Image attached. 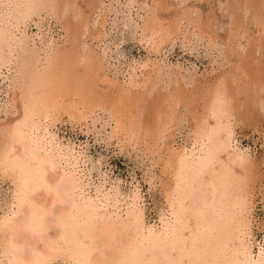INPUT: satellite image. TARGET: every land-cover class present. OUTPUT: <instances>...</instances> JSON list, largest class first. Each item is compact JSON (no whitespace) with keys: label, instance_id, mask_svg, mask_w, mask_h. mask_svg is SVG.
<instances>
[{"label":"rangeland","instance_id":"374dc122","mask_svg":"<svg viewBox=\"0 0 264 264\" xmlns=\"http://www.w3.org/2000/svg\"><path fill=\"white\" fill-rule=\"evenodd\" d=\"M56 1L52 5L53 8L51 9V12H48L46 9L45 11L39 13L36 16L32 15L30 19H27L28 22L27 21H26L27 23L24 22V25L18 27V30H16L17 32L14 31V33L16 32V35L19 34L18 31H22L23 34L26 33L24 34V36L25 38L27 36L26 40L29 41L28 43L31 42H33V44L35 43V45L39 49H41V51L47 49L46 52L48 54H50L51 52L56 53L57 50L64 48L68 52L73 53L71 50L75 47H76L75 51L81 49L82 51H84L85 53L87 52L88 54L90 52L92 54V50H93L94 54L92 55L95 57L97 64H99L100 67V69L98 68L99 69L98 76L100 78L103 77L104 75L106 76L105 82L97 81L96 83V88L99 94L101 93L100 94L102 95L101 97L104 98L103 102L106 104L105 109L108 110L107 105L111 102V100H113V98L115 99L117 98V96L119 97L120 94L121 96H123L125 93L128 96V98L134 100L132 107H133V111L136 113L132 111L133 114L131 115L132 116L131 120L135 121L139 125L138 128L142 127L141 126L142 123L147 125L146 129L148 131L145 133L149 135L146 134L143 135L144 133L142 130L138 129L139 131H141L138 132L137 129L133 128L134 131L135 130L137 131L135 132V137H134L135 140H132L130 142L126 140L127 138L125 136H122V133L119 129H118L119 131L117 130L119 133L117 132L116 134H114L112 132L115 126L114 124H112L113 122L107 116V113L96 111L91 116V119L88 120L87 123L88 127H87L86 125L80 126L77 120L71 118L68 114L67 115L63 114L66 113L63 110L57 109L55 110V113L51 114L53 116L50 115L54 121L51 119L50 116L46 117V119L45 118H42L40 120L35 119L33 124L34 125L33 133H32L33 135L31 134V138L33 136L32 140H35L37 143H40V145L43 146V148L45 146L44 148L45 150L57 151V152L54 151L53 152L55 154L57 153L56 155L58 156L60 166L58 170L55 171L56 174H54L53 170L46 171L44 173V180L47 183H49L51 186H53L54 178L60 176L61 171H64L65 173L71 175L72 177H75L76 191L78 189L77 195L78 198L80 199V204L82 205V208L84 206L83 211L86 214H89L90 222H95V223L107 222L111 224V226L115 224L113 226V229L117 231L116 232L117 237L119 236V239H121L120 241H122L121 242L122 245L126 247V245L128 246L131 243L127 249L129 251L128 252L124 247L118 249L121 243H119V241L116 242L117 241L116 238H115L116 241L115 239L111 240L110 241L111 244L109 242L108 251L112 256L111 255L109 256L111 258L109 260L110 262L108 261V264H119L120 263L119 261H121L120 264H131L129 262L130 259L128 258L129 256L128 254L130 253L131 255L129 257H131L132 256L131 252H134V248L140 247V249L137 250L143 249L142 251H144V249L145 251L148 249H155V248L158 249L163 244H166L165 242H170V241L172 242L173 238H175L176 236L175 235L176 227L178 228L182 227L176 222V216H175L176 205L174 206V204H176L178 201L177 198L178 191L180 190V189L178 190V188H181L180 186H182V184L184 183L181 179L182 172L180 173L178 171H180V169L181 171H183L184 168H186L185 166H187V164L188 166L191 165L194 168L195 167L194 165L198 161H201L203 159L202 160L203 165L197 166L198 168L201 167L199 168L201 170L198 171L197 169V174H196L198 176V179L202 180L203 178H205V176L207 177L209 174L215 175L217 173L216 171L219 168L218 165L219 164L221 165V163L223 162L224 165L227 157L229 158L236 157L237 165L236 164L234 165L236 169L233 166H232L233 168L229 167L230 169H232L230 170V172L232 171L230 175L232 173L234 174L230 176L232 179L224 178L223 181L222 178L221 179L222 182L220 183H222L223 185L225 184L224 186H227L228 189H231L232 193L234 192L233 194H235L236 192V194L239 195V198L241 197L240 206H242V208L245 211L247 212L250 211V207H251L250 201H252L253 210H251V213L253 215H251V217L252 216L253 217L250 218V220L252 219L251 223L254 225L252 226V235H251L252 236L251 241L255 239L254 241H252L254 242L253 245L254 248H252L253 250L251 251V253L252 252L253 253L251 254V256H249L248 254L247 256H245L246 253H241L240 255L241 258H243L242 260L243 261L245 260L244 262L246 264H250L251 262L252 264H254V261L259 258V250L260 249L264 250L263 248L264 246V115H263L264 112L260 114L261 110L264 111L263 110L264 109V99H263L264 77H262L264 75L262 74L264 73V69H263L264 68V31L262 32L263 34L260 33L262 31L261 30L262 28L260 27V24L257 21H255L257 20V18L256 16L254 17L253 9L251 8V6L249 4L247 5V2L244 0H229V1L228 0L227 1L226 0H157V1L132 0L131 3H129L128 0H100V1L87 0V1H92L91 3L87 2L86 0H77V1L56 0ZM240 1H243L244 4L246 2V5H244L243 2ZM92 3H94L95 5ZM136 3L139 5H137ZM242 4L245 6V8L244 6L242 7ZM246 6H248V8ZM137 8L141 12H138ZM57 9L59 10L57 11ZM78 11L79 12L81 11V14L83 13L84 18L82 17V19L85 20L88 19V22L83 32L73 35L72 31L70 29L69 30L67 29L68 27H70V25H74V24L76 25V23H74L73 14L77 13ZM154 11L157 12L160 11V12H158L159 14L157 15V13H155ZM180 12L184 13L186 19L184 18L183 15L179 17L181 21L180 19L175 17L176 13H180ZM71 13L72 15L70 16ZM137 13L140 15H138ZM250 14L251 15L253 14L252 17ZM146 17L152 19L154 24H156L154 27V31L156 30V32L154 33L152 38L155 45L154 44L150 45L152 48H150L149 45H146V43L143 42L142 39V38L146 39V37L149 38L152 35L151 31L142 29V21H143L142 19H147ZM138 19H140V21ZM241 19L242 21H240ZM71 20H73V22ZM178 21H180V23L178 26V31H176L175 26L176 23H178ZM166 22L168 23V25L170 23L167 32L164 31L168 26L166 25L167 24ZM237 22L238 24L240 22V24L243 25H238ZM135 24L138 25L139 27L135 26ZM164 24L166 25V27L164 26ZM160 25H162V28ZM170 26L171 28L174 29L171 30ZM236 26L237 28L239 26V28L236 29ZM259 27L261 29H259ZM141 30L144 34L139 32ZM170 32L172 33V35L174 34L176 35L172 36ZM233 32H235V34ZM87 33L90 36H88ZM167 33L169 34L168 36ZM78 37H80L79 39L81 38L83 39L79 40ZM194 37L196 38V40ZM209 38H212L210 40L213 41L211 42ZM227 39H229V42L231 43H229ZM255 39L258 42L255 41ZM67 40L69 41L66 42ZM160 40L162 41L160 42ZM62 41H64L65 43ZM67 44H71V45H67ZM236 44L242 45V48H240L241 47L240 45H239L240 47L236 46ZM245 44L247 46H245ZM30 45H32V43ZM230 46L233 48V50L230 48ZM243 46L246 47L244 48V50H243ZM49 49L50 51H48ZM241 50L243 53L241 52ZM240 62L244 65L240 64ZM256 64H258L257 67ZM237 66L241 69L240 70L238 68L236 69ZM249 66L253 68L254 71ZM141 70H143V72ZM156 72L159 73L157 74ZM235 72H236V77L238 78L233 77L231 75L234 74ZM245 72L247 75L249 74L248 77L245 74ZM251 72L255 73L256 75L252 74ZM10 73H11V66L9 65L7 68H4L2 72L3 74L2 76L6 78V76L8 77L10 75ZM101 73L102 75H100ZM257 73L260 75H257ZM133 74L136 76H134ZM239 76L241 77V79ZM255 77L257 78V80ZM223 78L226 80L227 83L228 80L231 81L230 85L235 84L234 86L235 88H233V86H228L227 84L225 85L224 84L225 81ZM230 79H233L234 81ZM243 79L245 83L243 82ZM6 80L7 79L3 80L2 78H0V124H4V125H6L7 123L12 124V122L15 121L19 115L18 104H17V111L15 113L8 112V109L5 106L7 102L5 91H6V87L8 86V80L7 81ZM254 81L262 82V83L258 84L255 83ZM237 82L238 84L236 85ZM119 83L120 85L121 84L123 85V87L121 86L122 88L120 87ZM126 83H128V85ZM215 84H217L218 86H216ZM243 85L246 88L253 87V89L256 88V90H258L256 99L259 98V103H257L258 100H256L255 98L253 102V99L251 100L250 96L248 95L246 96L247 93H251L252 91H247V89ZM204 86H206V88L209 87L208 89H212L214 87L215 95L208 99L207 96H205L208 91H205L206 89L204 88ZM154 87L156 88L153 89ZM181 87L184 91H186L188 95L191 94L192 92H194L192 93L194 97L198 95L195 97L196 101L195 98L193 99V102L195 101L194 104L195 109L194 107L190 108L192 107L190 106V104L188 106L182 104L183 107L182 105L178 106V107L181 106L180 107L181 109L178 107H177L178 109L175 108L176 111H174V114L171 115L172 117L170 115H166V117L165 116L161 117L162 119L159 118L158 116L160 115V113L158 114V112H161L162 109L165 108L164 105H166V103L160 101L161 99L159 95H164L166 93H169L171 90H173V88L177 89ZM229 87L233 88V90L236 89L237 91L235 90L232 92V89L230 90ZM138 88L139 90H137ZM124 89H126V92ZM239 89L243 91L240 93L238 91ZM99 90H101V92ZM225 91L230 98L232 97L234 98V100L238 99V102L237 101L233 102L235 105H239L240 108L242 105L243 107L246 106L244 107L245 109L250 107L247 110L251 109L252 111H247L243 109V107L242 110H240L238 108L239 106H236L237 108L235 109L234 108L235 105L232 103V101L234 100L232 98L231 99L228 98V96L225 94ZM244 91L246 92V94H244ZM221 92L222 94H220ZM259 92L262 93V95ZM116 93L119 94L117 95ZM147 93L150 96L147 95ZM155 95L158 97V99ZM225 95L226 98L224 97ZM144 96L146 98L148 97V99H146ZM154 96L156 99L154 98ZM143 97L144 99H140ZM105 98H107V100ZM239 98L241 100H239ZM199 99L202 100L203 102L200 101ZM247 99L250 101V103L249 101L247 102ZM226 101L227 102L230 101L228 102L229 104H227ZM207 102H209L208 105L210 106L206 105ZM252 102L255 104L253 105ZM141 103L143 104L145 103V104L140 106ZM150 103L152 104V106L150 105ZM202 104H204V107ZM230 104L233 107L230 108ZM258 104L260 108L257 107ZM215 106L217 110L216 108H214ZM222 107L224 108L228 107L227 109L225 108L226 111H224L223 113L224 117L222 116L223 111L221 110L222 109L224 110V108ZM203 108L205 109L203 110ZM210 108L212 111L210 110L211 112L209 113L208 110ZM218 108H221L219 109L220 111L218 110ZM238 110L240 111V116H238L239 113ZM234 112H236V114ZM242 112L244 113L246 112V113L242 114ZM250 113L252 115L259 113L258 114L259 117L258 115H254L256 116L255 119V117L251 115L252 116L251 118ZM229 114L230 116L233 114V117L232 116L230 117ZM196 116L199 117L197 118ZM243 116L246 117V119ZM217 117L218 119L220 118L222 119V120L220 119L221 122H219ZM247 117L250 119H248ZM158 118L160 120H158ZM169 118L173 119L171 120L172 123ZM202 118H203L202 120L203 122L201 121ZM70 119L71 120L73 119L72 122ZM145 119L146 121L149 120L147 122L151 126L145 121ZM155 119H157L159 122ZM167 119L168 121H170V125L169 124L166 125ZM91 120L94 121V125L89 124L91 123ZM106 120L108 121L110 120V121L109 122L107 121L108 122L107 123ZM196 120L198 121V123L196 122ZM245 120L251 122L247 121L248 123H246ZM260 120L262 122H260ZM217 121L218 124L220 123L219 126L221 125L220 126L221 129L218 126V124L215 125ZM223 121L225 122V124ZM197 124L198 125L203 124V127H206L204 128V130L206 129L207 130L204 132L203 136L202 134L197 136L196 134ZM125 125H127V123H125ZM156 125L158 126L160 132L157 131L155 133L150 134L149 129H151V127L153 128L156 127ZM127 126H128L127 127L128 130H129V126L130 128H132V125L130 124H128ZM194 127L196 129H193ZM210 127L213 128L212 131L210 130ZM223 130L225 131L223 132ZM220 134L221 136L226 135L227 138H225L226 137L225 136L224 140L223 137L222 140H220L221 139L220 138L221 136H219ZM150 135H151V137H149L150 139L146 137ZM211 136H213V138ZM113 137H115L116 139ZM137 138L138 139L142 138V139L137 140ZM147 138L150 140V144L148 143L149 140ZM151 138L153 139L151 140ZM214 138L216 139L220 138V139L219 141L216 142V139L214 140ZM225 140H227L228 142L227 141L225 142ZM215 142H216L215 148L217 146V149L219 150H217L218 153L216 154L218 156H216V159L215 158L213 159L212 157H210V155L213 154L212 151L213 149H215L212 145L215 144ZM223 143H225V145L227 144V147L223 145ZM208 147L211 150L210 152ZM238 151L241 152V155ZM48 153L49 152H46V154ZM228 153L231 154L229 155ZM204 154L207 155L205 156ZM197 157L198 160H196ZM168 159L174 160L173 169L163 168L164 161ZM189 160H190V165H189ZM183 166L184 168H182ZM213 167L215 169H213ZM174 169L176 170V172H174ZM3 171L4 169L0 168V172L2 173ZM246 171H248V173H246ZM1 173H0V218L4 220L6 224H8L10 223V218L17 216L15 214L16 208L15 205L13 204L14 197L12 192L14 190V186L12 184L13 182L11 181V178L9 176L8 178L5 172L2 173L3 176L1 175ZM149 179L152 183L151 182L149 183ZM227 181L228 183H226ZM234 182L237 183L234 184ZM234 189L235 191H233ZM236 189L240 190L238 192L242 196L237 192ZM29 198L34 203H39V204L43 203L47 210H46L45 218L43 220V225L45 226V230L41 233H36V234L33 233V236H30L32 234L25 233L21 235L20 238L18 239L22 247L21 248L22 256L26 260H32L33 257L37 255L45 254L46 242L50 237L56 236L59 232V228L54 224V220L58 215V213L66 209L68 206L67 201H65L64 199H56L53 201L52 196L50 194L47 195L46 192H44V190H38L30 193ZM170 198L173 199V202L171 201ZM186 202L188 204H192L193 200H191L190 202V200L188 199L186 200ZM172 221L173 223H171ZM186 231L187 229L185 230V232ZM205 231L207 237L209 238L212 234L209 233L208 230ZM135 242H137L138 245H136L137 243ZM116 243H118L117 245L119 247L116 245ZM132 244L135 247L131 246ZM223 248L224 251L222 250L218 254L221 256L217 257L216 259L217 262L219 261V263L222 264V262H225L224 261L225 259L227 261L229 257H231L232 260L236 259L235 256L238 254V252L236 254L235 247H233V250L235 249L233 252L231 248H229V246L227 247L225 245L223 246ZM222 252L225 254H222ZM120 253L122 255L127 254L126 256L124 255L126 258L122 256ZM119 255H121V257H123L126 261L122 260L123 258H121ZM222 255L224 256L223 258ZM243 255L245 256V258L247 257L248 262H246V259H244ZM232 256L234 258H232ZM66 261L64 262L58 261L54 264H76V262L74 263L72 259H66ZM229 261L231 262V260ZM0 264H7L5 257L1 255H0ZM86 264H91V262L89 261Z\"/></svg>","mask_w":264,"mask_h":264},{"label":"bare ground","instance_id":"6f19581e","mask_svg":"<svg viewBox=\"0 0 264 264\" xmlns=\"http://www.w3.org/2000/svg\"><path fill=\"white\" fill-rule=\"evenodd\" d=\"M55 1L56 0H0V78H2L3 80H5V79L8 80V86L6 87V91H5L6 97H7V102H6L5 106L7 107L8 112H14L15 113L17 111V104H18V111H19V115H18L17 119L15 121H13L12 124H8L7 122H6L7 123L6 125L0 124V168L4 169L3 172H5L7 177L9 176L11 178V181L13 182L12 183L14 186V190L12 192L13 197H14V203L13 204L15 205V208H16L15 214L17 215V216L10 218V223H8V224H6V222L0 218L1 219L0 220V255L5 257L7 264H54L58 261L64 262V261H66V259H72V261L74 263L76 262V264H86L89 261L91 262V264H108V261L111 258V257H109L111 254L108 251L109 250V242L115 238L117 239V241L115 239L116 242H118V241H119V243L122 242V241H120L121 239H119V236L117 237V233H116L117 231L115 229H113V226L115 224L111 226V224H109L107 222H101V223L90 222L89 214H86L83 211L84 206L82 208V205L80 204V199L78 198V195H77L78 189L76 191V179H75V177H72L71 175H68L64 171H61V175L54 178V185L53 186H51L49 183H47L44 180V173L46 171L53 170L54 174H56L55 171L58 170V168L60 166V162L58 160V156L56 155L57 153L56 154L54 153L57 151L53 150L54 151L53 152L51 150L52 148L50 149L51 151H47L44 149L45 146L43 148V146H41L40 143H37L35 140H32L33 136L31 138V134L33 133V127H34L33 124H34L35 119H37V120H40L42 118L46 119V117H49L52 113H55V110L61 109L64 112H66V113L62 112L63 114H65V115L68 114L71 118L77 120L79 122L80 126H85V125L87 126L88 120L91 119V116L96 111H101L102 113H107V116L113 122L112 124H114L115 127L113 128L112 132L114 134H116L120 130L122 133V136H125L127 138L126 140H128L130 142L132 140H135L134 139L135 132L138 129L142 130L144 133V134L143 133L142 134L145 135L146 134L145 132L148 131L146 129L147 125L142 123V125H141L142 127L138 128L139 125L135 121L131 120L132 119L131 115L133 114L132 113V111H133L132 106H133L134 100H131L130 98H128V96L125 93H124V95H126V96H124L123 94H122L123 96H121V94H120V96L123 98H121L120 96L119 97L117 96V98H115V99L113 98V100H111V102L108 101V102H110L107 105L108 110L105 109L106 104L103 102L104 98L101 97L102 96V95H100L101 93L99 94V92L96 88V83H97V81H101V82L104 81L105 82L106 76L104 75L101 78L98 76L100 67H99V64H97L95 57L92 55V54H94L93 50H92V54L90 51H89L90 53L88 54L87 52L85 53L81 49H78V51H75V48H76L75 47V48H73L74 51H73V49L71 50L73 53L68 52L64 48V49L57 50L56 53L51 52L50 54H48L46 52L47 49L44 51H41V49H39L35 45V43L33 44V42H31L32 45H30L31 43H28L29 41L26 40L27 36H26V38L24 36V34H26V33L23 34L22 31H18L19 34L16 35V32H17L16 30H18V27H20L21 25H24V22H26L27 19H30V17L32 15L36 16L39 13L45 11L46 9L48 12H51V9L53 8L52 5ZM128 1H129V3H131L132 0H128ZM244 1H246L247 5L249 4L251 6V8L253 9L254 17L256 16V18H257V20H255V21H257L260 24V27L262 29L260 27H259V29L262 30L260 32V33H262L264 31V0H244ZM87 2L91 3L92 1H87ZM152 2H154V1H152ZM240 2H243V1H240ZM246 2H245V4L243 2V4L246 5ZM92 4H94V3H92ZM243 4H242V7L244 6ZM137 5H139V4H137ZM237 5H238V3H237ZM145 7H146V5H145ZM246 7L248 8V6H246ZM244 8H245V6H244ZM58 10L59 9H57V11ZM52 12H53V10H52ZM138 12H141V11H139V9H138ZM154 12L157 13V15H158L159 14L158 12H160V11H158V12L154 11ZM58 13H60V12H58ZM71 15H72V13L70 14V16ZM138 15H140V14H138ZM181 15H183L184 18L186 19L184 13H181V12L176 13L175 17L180 19L179 17ZM252 15H251V17H252ZM82 17H83V13L81 14V11L80 12L78 11L77 13L73 14L74 23H76V25L73 23L74 25H70V27H68V29H67V30L70 29L72 31L73 35L83 32V30L87 26L88 19L85 20V19H82ZM242 18H243V16H242ZM138 20L140 21V19H138ZM142 20H143L142 21V29L151 31V34H152L149 38H147V37H146V39L142 38L143 42H145L146 45H149V46L153 45V44L155 45L152 38H153L154 33L156 32V30L154 31V27L156 24H154V22L150 18L142 19ZM71 21L73 22V20H71ZM156 21H157V19H156ZM180 21H181V19H180ZM180 21H178V23H176V26H175L176 31H178V26H179ZM240 21H242V19ZM165 24H164V26L166 27V25H168V23L166 25ZM237 24H238V22H237ZM62 25H63V23H62ZM169 25H170V23H169ZM169 25L167 26L166 30H164V31L167 32ZM238 25H243V24H240V22H239ZM135 26L139 27L136 24H135ZM160 26L162 28V25H160ZM206 27H207V25H206ZM238 28H239V26H238ZM238 28L236 26V29H238ZM170 29L173 30L174 28H171V26H170ZM139 30H140V28H139ZM160 30H163V29H160ZM14 31H16V32L14 33ZM139 32L143 33L142 30ZM160 32H162V31H160ZM173 32H175V31H173ZM235 32H233V33L235 34ZM168 35L169 34L167 33V36ZM171 35H172V33H171ZM175 35L176 34H174L172 36H175ZM64 36H66V35H64ZM88 36H90V35L88 34ZM172 36H171V38H172ZM197 36H198V34H197ZM80 37H78V39ZM84 38H85V36H84ZM171 38H170V40H171ZM82 39L83 38H81L79 40H82ZM210 39H212V38H209V40ZM195 40H196V38H195ZM227 40L229 42V39H227ZM232 40H233V38H232ZM68 41L69 40H67L66 42H68ZM156 41H158V40H156ZM161 41L162 40H160V42ZM255 41H257V40L255 39ZM62 42H64V41H62ZM70 42H71V40H70ZM224 42H225V40H224ZM229 43H231V42H229ZM238 43H240V42H238ZM67 45H71V44H67ZM239 45L240 44H236V46H239ZM240 46L239 47L242 48V45H240ZM245 46H247V45L245 44ZM59 48H60V46H59ZM150 48H152V47L150 46ZM230 48L233 50V48L231 46H230ZM244 48H246V47L243 46V50H244ZM50 49H51V47H50ZM50 49L48 51H50ZM241 52H242V50H241ZM240 64H242V63L240 62ZM240 64H239V66H240ZM9 65L11 66V73L8 77L6 76V78H5L2 76L3 75L2 72H3L4 68H7ZM242 65H244V64H242ZM248 65H249V63H248ZM257 66H258V64H256V67ZM237 68L239 70L241 69L238 66L236 67V69ZM251 69L253 70V68H251ZM141 71L143 72V70H141ZM246 72H245V74H246ZM228 73H230V72H228ZM252 74H255V73H252ZM262 74H264V73H262ZM100 75H102V73ZM131 75H132V73H131ZM147 75H148V73H147ZM231 75L233 77H236V72L234 74H231ZM248 75H247V77H248ZM257 75H260V74L257 73ZM134 76H136V75H134ZM256 77H258V76H256ZM262 77H264V75ZM236 78H238V77H236ZM240 79H241V77H240ZM247 79H249V78H247ZM252 79H253V77H252ZM230 80L234 81L233 79H230ZM256 80H257V78H256ZM109 81H111V80H109ZM129 81H130V79H129ZM133 81H135V80H133ZM224 81H225L224 82L225 85L227 84L228 86H233V88H235L234 87L235 84L230 85L231 81L228 80V83L226 82L225 79H224ZM238 82L236 83V85L238 84ZM243 82H244V79H243ZM254 82L258 83V84L262 83V82H257V81H254ZM254 82H253V84H254ZM233 83H235V82H233ZM126 84L128 85V83H126ZM126 84H124V85H126ZM218 84H220V83H218ZM119 85H120V83H119ZM215 85L218 86L217 84H215ZM121 86L123 87L122 84L120 85V87ZM157 86H158V84H157ZM110 87H111V85H110ZM124 87H126V86H124ZM211 87H212V85H211ZM118 88H119V86H118ZM155 88L156 87H154L153 89H155ZM204 88L206 89L205 91H208L206 93V95L204 94L205 96H207L208 99L215 95V93H214L215 88L214 87L212 89H208L209 87L206 88V86H204ZM229 88H230V90L232 89V92L236 90V89L233 90V88H231V87H229ZM245 88H243V89H245ZM98 89H99V87H98ZM116 89H117V87H116ZM216 89H217V87H216ZM237 89H238V87H237ZM246 89H247V91H252V92L246 94V92L244 91V94H246V96L247 95L250 96L251 100L253 99V102H254V98L256 99L257 94H258V90H256V88L253 89V87L252 88L248 87ZM124 90L126 92V89H124ZM137 90H139V88ZM2 91H4V90H2ZM99 91L101 92V90H99ZM238 91L241 93L243 90L241 91L239 89ZM197 92H198V90H197ZM151 93H153V92H151ZM192 93H194V92H192ZM192 93L188 95L186 93V91H184L181 87V88H177V89L173 88V90H171L169 93H166L164 95H159V97L161 99L160 101L163 103H166V105H164L165 108L162 109L161 112L157 111L158 114L160 113V115L158 117L161 118L163 116L166 117V115H170V116L173 115L174 111H176L175 108H177L179 105H182V104H185L187 106L190 104V106H192L190 108H193L195 101H196L195 97L198 95L195 94L196 96L194 97V95H192ZM252 93H254V94H252ZM116 94L118 95L119 93H116ZM134 94H135V92H134ZM220 94H222V92ZM225 94L227 95L226 91H225ZM260 94L262 95V93H260ZM103 95H105V94H103ZM142 95H140V96H142ZM147 95H149V94L147 93ZM157 95H158V93H157ZM226 95L224 96L225 98H226ZM155 96H154V98H155ZM246 96H245V99H246ZM263 96H264V94H263ZM144 97L140 98V99H144ZM243 97H244V95H243ZM154 98H153V100H154ZM194 98H195V101L193 102ZM228 98H230V97L228 96ZM247 98H249V97H247ZM105 99L107 100V98H105ZM146 99H148V97ZM157 99H158V97H157ZM208 99H207V101H208ZM232 99L234 100V98H232ZM263 99H261V100H263ZM239 100H241V99L239 98ZM256 100H258L257 103H259V98ZM200 101H202V100H200ZM235 101L238 102V99L232 101V103ZM248 101L249 100L247 99V102ZM205 102H206V100H205ZM214 102H216V101H214ZM228 102H230V101H228ZM228 102H227V104H229ZM208 103L209 102H207L206 105H208ZM249 103H250V101H249ZM249 103H247V104H249ZM144 104L141 103L140 106H142ZM213 104H215V103H213ZM237 104H239V103H237ZM254 104L255 103H253V105ZM150 105L152 106L151 103H150ZM202 105L204 107V104H202ZM5 106H4V108H5ZM208 106H210V105H208ZM208 106H206V107H208ZM225 106H227V105H225ZM236 106H239V105H235V107H234L235 109L237 108ZM180 107H178V108H180ZM182 107H183V105H182ZM196 107H197V105H196ZM231 107H233V106H231V104H230V108ZM242 107H243V105L241 106V108H240V106L238 108L240 110H242ZM244 107H246V106H244ZM244 107H243V109H245ZM257 107H259V104L257 105ZM257 107H256V109H257ZM154 108H155V106H154ZM201 108H202V106H201ZM214 108H216V106ZM222 108H224V107H222ZM225 108H224V110L223 109L221 110V111H223L222 116H223L224 111H226V109L228 107L226 109ZM248 108H250V107H248ZM248 108H246L245 110H247ZM141 109H142V107H141ZM194 109H195V107H194ZM204 109L205 108H203V110ZM219 109H221V108H218V110ZM184 110H186V109H184ZM210 110H211V108L208 110L209 113L212 111V110L211 111ZM216 110H217V108H216ZM194 111H196V110H194ZM233 111H234V109H233ZM247 111H252V110L249 109ZM232 112H230V113H232ZM262 112H264V111L261 110L260 114H262ZM134 113H136V112H134ZM234 113L236 114V112H234ZM243 113L244 112H242V114ZM251 113H250L251 118H252V116L259 114V113L258 114L256 113V114L252 115ZM59 114H60V112H59ZM233 114L231 115L232 117H233ZM56 115H58V114H56ZM201 115H202V112H201ZM51 116H53V115H51ZM229 116H230V114H229ZM238 116H240V111L238 113ZM254 117L256 119V116H254ZM258 117H259V115H258ZM159 118H158V120H160ZM244 118L246 119V117H244ZM51 119H52V117H51ZM51 119H50V121H51ZM57 119H58V116H57ZM68 119H69V117H68ZM152 119H154V118H152ZM169 119H170V121L173 120L172 118H169ZM217 119H218V117H217ZM220 119H218L219 122H221ZM248 119H250V118H248ZM72 120H71V122H72ZM155 120H157V119H155ZM202 120H203V118L201 119V121ZM241 120H242V118H241ZM46 121H49V120H46ZM107 121L108 120H106V122ZM145 121H146V119H145ZM147 121H149V120H147ZM170 121H168V119H167L166 125L167 124L170 125ZM247 121H246V123L251 122L252 119H251V121H248V122ZM161 122H162V120H161ZM196 122L198 123L197 120H196ZM260 122H262V121L260 120ZM260 122H258V123H260ZM125 123H127V125L128 124L132 125V128H130V126H129V130H128L127 129L128 126L125 125ZM171 123H172V121H171ZM89 124L94 125V121L91 120V123H89ZM205 124H207V123H205ZM217 124H218V121L216 122L215 125H217ZM219 124H218V126H219ZM224 124H225V122H224ZM153 125H154V122H153ZM164 125H165V122H164ZM201 125L203 127V124H201ZM201 125L197 124V132H196L197 136L200 134H202V136H203L204 132L207 130V129L204 130V128H206V127L202 128ZM36 126H38V125H36ZM228 126H230V125H228ZM167 127H169V126H167ZM195 127H196V125H195ZM195 127L193 129H196ZM133 128L137 129V130L134 131ZM212 129L213 128L210 127L211 131H212ZM220 129H221V127H220ZM149 130H150L149 133L151 134V133H155V132L159 131V128L156 125V127H154V128L151 127V129H149ZM88 131H89V129H88ZM218 131H219V129H218ZM224 131L225 130H223V132ZM228 131H230V130H228ZM138 132H141V131L138 130ZM119 135H121V134H119ZM146 135H149V134H146ZM108 136H109V134H108ZM219 136H221V134ZM225 136H221L220 137L221 139L220 138L219 139L222 140V137H223V140H224L225 138H227V136L226 137ZM115 137H116V135H115ZM115 137H113V138H115ZM146 137L149 138V137H151V135L146 136ZM207 137H208V135H207ZM211 137L213 138V136H211ZM212 138H211V140H212ZM139 139H142V138H139ZM139 139L137 138V140H139ZM152 139L153 138H151V140ZM207 139H209V138H207ZM215 139L216 138H214V140ZM219 139H216V142L219 141ZM226 141L227 140H225V142ZM216 142H215V144H212L214 148H215ZM220 142H222V141H220ZM146 143H147V141H146ZM148 143L150 144V140ZM211 143H212V141H211ZM130 145H132V144H130ZM223 145H225V143H223ZM225 146L227 147V144ZM56 148H57V146H56ZM59 149H58V152H59ZM217 150H219V149H217V146H216V148L213 149V151H212L213 154L210 155V157H212L213 159L214 158L216 159V156H218V155H216L218 153ZM210 151L211 150L209 148V152ZM234 151H236V150H234ZM46 152H49V153L46 154ZM201 152H202V150H201ZM171 153H173V152H171ZM234 153H236V152H234ZM239 153L241 155V152H239ZM58 155H59V153H58ZM190 158H191V156H190ZM199 158H201V157H199ZM228 158L229 157L226 158V161L223 160V161H225L224 165H223L224 162L221 163V165L219 164L220 166L218 165L219 168L216 171L217 173L215 175L209 174L207 177L205 176V178H203L202 180H199L198 176L196 174H197V169H198V171L201 170V169H199L201 167L198 168L197 166L203 165L202 164L203 159L201 161H198L196 164L194 163L195 164L194 168H193V166L190 165V160H189L190 166H188V164H187V166H185V164H184V166L186 168H184V166H183L182 168H184V170L182 169L183 171H181V169H180V171H178L180 173L182 172L181 179L184 183L182 184V186H180L181 188H178V190L180 189L178 191V197L176 195V197L178 198V201L176 200L177 203L174 204V206L176 205V209H175L176 222H177V224L181 225L182 227L181 228L176 227V234H175L176 236H175V238H173L172 242L171 241L165 242L166 244H163L158 249H156V248L155 249H148L146 251L144 249V251H142L143 249L137 250V249H140L139 246H138L139 248H134V252H131L132 256L129 257L131 254L130 253L128 254L129 255L128 258L130 259L129 262L131 264H220L219 261L218 262L216 261V259H217V257L221 256L218 254H219V252H221L224 249L223 246H225V245L227 247L229 246V248H231L232 252L235 250V249L233 250V247H235L236 248V250H235L236 254H237V252H238V254L237 255L235 254L236 256L234 255L236 258L235 260H232L231 257H229V259L227 261H226V259L224 260L225 262L221 261L222 264H246L244 262L245 260L244 261L242 260L243 258H241L240 254L246 253L245 256H247V254L249 256H251V254L253 253V252L251 253V251L253 250L252 248H254L253 247L254 242H252V241H254L255 239L251 241V239H252L251 235H252V226H254V225L251 223L252 219L250 220V218L253 217V216L251 217V215H253L251 213V210H253V206H252V201H250V205H251L250 211L249 212L245 211L242 208V206H240V198L241 197L239 198V195H237L236 192H235L236 195L233 194L234 192L232 193L231 189H228L227 186H224L225 184L223 185L222 183H220V182H222L221 181L222 178H223V181H224V178H228V179L231 178L230 176H232L233 173L230 175V173L232 172V171L230 172V170H232L230 168H233V167L235 168L234 165L237 162L236 157H231V158H229L230 160ZM227 159H228V161H227ZM196 160H198V157L196 158ZM239 160H240V158H239ZM192 161H194V160H192ZM210 161H211V159H210ZM217 161H218V159H217ZM244 162H246V161H244ZM242 163H243V161H242ZM163 166H164L163 168H165V169H173L174 160L168 159V160L164 161ZM245 166H248V165H245ZM241 167H243V166H241ZM204 169H206V168H204ZM213 169H215V168L213 167ZM174 172H176L175 169H174ZM214 172H215V170H214ZM2 173H1V175L3 176ZM246 173H248V171H246ZM235 178H236V175H235ZM2 181H4V180H2ZM231 181H233V180H231ZM150 182L151 181L149 179V183ZM226 183H228V181ZM229 183H231V182H229ZM235 183H237V182H234V184ZM234 184H232V185H234ZM242 184H243V182H242ZM224 187H226V188H224ZM38 190H44V192H46L47 195L50 194L52 196L53 201L56 199H64L65 201H67L68 206L66 209H64L60 213H58V215L56 216V218L54 220V224L59 228V232L56 236L50 237L48 239V241L46 242L45 254L37 255V256L33 257L32 260H26L22 256V250H21L22 247H21L18 239L20 238L21 235H23L25 233L32 234L30 236H33V233H35V234L41 233L45 230V226L43 225V220L45 218L47 209L43 203H40V204L34 203L29 198L30 193H32L34 191H38ZM233 191H235V189ZM238 191H240V190L238 189L237 192ZM188 199L190 200V202H191V200H193V203L188 204L186 202V200H188ZM171 201L173 202V199H171ZM222 212H223V214H222ZM171 223H173V221ZM93 224H95V225H93ZM176 226H178V225H176ZM186 229H187V231L185 232ZM125 230H126V228H125ZM205 230H208L209 233L212 234L209 238L207 237ZM135 243H137V242H135ZM110 244H111V242H110ZM117 244L118 243H116V245ZM124 244H125V242H124ZM133 244L131 246H133ZM129 245L128 246L126 245V247H124V245H122V243H121L120 247L118 245L117 246L119 247L118 249H121L124 247L127 250ZM136 245H138V243ZM133 247H135V246H133ZM261 248H262V246H261ZM263 248H264V246H263ZM119 252H120V250H119ZM225 252H228V251H225ZM122 253H124V252H122ZM222 254H225V253L222 252ZM121 255H119V256L121 257ZM124 255H122V256H124ZM231 255H233V254H231ZM227 256H228V254H227ZM245 256H244V259H246V262H248L247 257L245 258ZM223 257L224 256L222 255V258ZM121 258H123V257H121ZM232 258H234V257L232 256ZM122 260H125V259L123 258ZM218 260H220V259H218ZM229 260H231V262ZM119 262L121 263V261H119ZM124 263H126V262H124ZM250 264H252V262ZM254 264H264V250H262V249L259 250V258L254 261Z\"/></svg>","mask_w":264,"mask_h":264}]
</instances>
